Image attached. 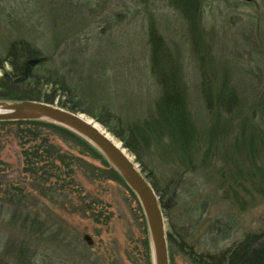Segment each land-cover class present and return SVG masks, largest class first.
<instances>
[{
    "label": "rangeland",
    "instance_id": "1",
    "mask_svg": "<svg viewBox=\"0 0 264 264\" xmlns=\"http://www.w3.org/2000/svg\"><path fill=\"white\" fill-rule=\"evenodd\" d=\"M196 1L194 14L174 0H0V75L1 66L9 68L10 43L29 41L59 90L55 104H77L123 144L110 128L128 132L150 119L161 96L150 63L154 29L180 68L199 152L194 161L178 155L166 135L140 146L142 163L128 151L163 193L167 233L217 260L248 235L264 234V0ZM224 82L237 105L211 112L204 83L215 98ZM56 144L81 151L60 137ZM85 157L104 170L102 160ZM0 159V264H148L147 245L154 264L143 207L126 182L98 179L89 169L94 181L74 188L108 219L97 223L92 213L69 216L65 206L29 190L14 136L1 138ZM177 245L169 244L170 263L194 264Z\"/></svg>",
    "mask_w": 264,
    "mask_h": 264
},
{
    "label": "trees",
    "instance_id": "2",
    "mask_svg": "<svg viewBox=\"0 0 264 264\" xmlns=\"http://www.w3.org/2000/svg\"><path fill=\"white\" fill-rule=\"evenodd\" d=\"M174 2L179 6L182 5L183 8L186 7V9L192 6L194 14L197 11L196 0H174ZM150 46L152 72L161 88V96L156 104L155 113L150 119H145L127 129L128 132L124 128L118 130L110 128V130L123 141V145L127 149L136 154L137 160L141 163L140 146H148L153 140L160 139L165 135L170 138L173 150L178 155L186 156V159L194 161L195 151L199 152V148H197L199 131L189 109L180 68L170 54L164 40L154 29L150 33ZM5 60L8 61L9 68L5 69L4 66H1L3 72L0 75V100H32L55 104L57 97H59V90L57 87H52L49 78L42 74L44 56L37 47L25 39L14 40L8 47ZM46 86H51V88L45 90ZM54 86L56 85L54 84ZM213 92L214 90L209 89L204 83L202 94L208 110L213 112L215 109H219L227 113L232 112L238 102L236 93L233 90H228L225 82L221 84L218 92H215V98H213ZM58 105L74 112L80 111L77 104L73 105L66 101H60ZM96 119L109 126L106 121L98 117ZM218 123V121L214 123V129ZM9 130H14V133L10 134ZM8 136H14L19 142L22 160L21 173L24 176L22 179L27 180L25 184L28 182L29 190L36 191L39 196L48 198L51 202L65 206L69 216L75 214L86 216L92 213L91 218L95 217V222H108L107 217L102 220L103 217L94 212L92 205H96L95 201L89 203L86 196H78L76 189H74L84 188L83 179L94 181L92 175L86 176V173L90 172L89 169L100 173L96 177L98 179L108 175L126 182L95 145L65 126L44 120L0 121V144L1 138ZM59 137L71 142V144H76L81 151L75 153L71 149H61L56 144V139ZM86 155L102 160L104 170L98 169L86 160ZM142 171L143 173L146 172L144 168ZM146 177L155 189L163 210L166 212L168 205L162 196L163 193H160V189L151 175L147 174ZM24 190L25 188H21V192ZM26 196H31V194L27 193ZM83 199L85 202L82 201ZM31 212L32 210L29 211V214ZM36 214L34 216L38 219L39 215ZM33 221L35 223V218ZM34 223L32 222L33 226ZM63 225L70 227L71 223L66 221ZM58 230H63V226L60 225ZM168 240L169 244L176 242L178 248L186 252L194 264H264V234L248 235L229 248L217 260H207L197 255L185 247L184 241L181 240L177 243L171 233H168ZM147 251L149 254L148 264H152L149 245H147Z\"/></svg>",
    "mask_w": 264,
    "mask_h": 264
},
{
    "label": "water",
    "instance_id": "3",
    "mask_svg": "<svg viewBox=\"0 0 264 264\" xmlns=\"http://www.w3.org/2000/svg\"><path fill=\"white\" fill-rule=\"evenodd\" d=\"M0 103L4 104V111L0 112V121L44 120L53 122L75 131L95 145L139 198L149 227L154 264H171L166 216L159 196L136 161L134 162L125 153V147L122 148L113 140L109 132L99 128L96 121L84 117L83 113L41 101L0 100ZM84 240L90 246L94 244L89 234L84 235Z\"/></svg>",
    "mask_w": 264,
    "mask_h": 264
},
{
    "label": "bare ground",
    "instance_id": "4",
    "mask_svg": "<svg viewBox=\"0 0 264 264\" xmlns=\"http://www.w3.org/2000/svg\"><path fill=\"white\" fill-rule=\"evenodd\" d=\"M4 111V104L0 103V112H3ZM84 117L88 118L89 120H93L91 117H88L87 115L83 114ZM95 122V121H94ZM97 126L105 131H107L100 123L97 122ZM108 132V131H107ZM109 135L113 138V140H115L117 143H119L122 148H124L123 144L118 140L116 139L111 133H109ZM124 151L126 154L129 155V157H131V159L135 162L133 156L130 154V152L128 151V149L124 148Z\"/></svg>",
    "mask_w": 264,
    "mask_h": 264
}]
</instances>
